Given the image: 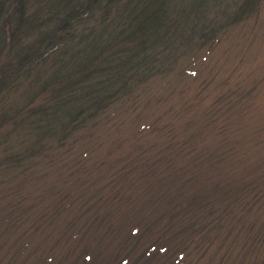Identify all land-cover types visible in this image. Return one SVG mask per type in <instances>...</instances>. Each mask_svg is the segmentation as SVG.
I'll list each match as a JSON object with an SVG mask.
<instances>
[{"label": "rangeland", "instance_id": "obj_1", "mask_svg": "<svg viewBox=\"0 0 264 264\" xmlns=\"http://www.w3.org/2000/svg\"><path fill=\"white\" fill-rule=\"evenodd\" d=\"M242 1L232 0V5ZM255 4L250 15L217 32L211 45L196 50L198 42L184 41L178 56L186 47L195 50L175 70L151 79L67 147L33 145L28 133H8L10 121L0 120V264H95L89 256L98 255L97 264L107 258L113 264L123 259L132 264L141 250L151 255L144 264H264V229L256 226L238 234V206L220 227L208 236L204 232L202 254L190 248L191 254L187 251L181 258L184 250L174 246L160 252V238L167 235L164 222L147 228L141 241L128 238L147 201L161 208L170 199L140 194L147 179L141 171L170 182L178 175L195 178L194 190L253 180L264 190V0ZM218 9L207 17L203 12L197 27L211 17L220 24L226 8ZM189 26L185 35L191 32ZM20 92L8 97L17 102L9 118L22 117ZM5 108L10 107L0 99V113ZM123 173L129 178L121 180ZM180 185L172 192L184 196L189 189L177 190ZM115 193L125 200L101 202ZM250 214L262 222L264 199ZM95 216H103L98 227L101 246L85 258L83 246L90 244L91 251L94 244L83 230L91 229ZM69 222L73 227L67 229ZM255 236L256 243H251Z\"/></svg>", "mask_w": 264, "mask_h": 264}, {"label": "trees", "instance_id": "obj_2", "mask_svg": "<svg viewBox=\"0 0 264 264\" xmlns=\"http://www.w3.org/2000/svg\"><path fill=\"white\" fill-rule=\"evenodd\" d=\"M255 1L232 5V0H0V99L10 107L1 111L0 120L5 117L10 121L8 133H28L33 145L50 142V146L57 143L67 147L69 141L100 123L112 109L128 103L151 79L175 70L181 58L195 50L186 47L178 56L184 41L198 42L196 50L211 45L217 32L250 15L256 8V4L252 6ZM221 6L226 10L220 24L211 17L197 27L203 12L206 17L210 12L219 13ZM185 25H190L192 34H184ZM18 90L24 109L20 119H13L8 117L9 111L17 102L8 97ZM149 173L141 171L147 179L140 194L170 199L161 208L153 200L142 206L130 241H141L147 228L164 222L167 235L160 238L164 242L160 252L174 246L175 250H184L181 258L191 250L202 254L206 248L202 243L204 232L208 236L220 227L224 216L236 206L241 208L236 222L238 234L246 235L256 226L264 229V219L258 223L250 214L264 199L262 185L255 180L236 187L211 183L194 190L190 187L195 178L178 175L170 182L163 177L151 179ZM119 177L129 178L126 173ZM177 183H182L177 190L189 189L184 196L172 192ZM122 198L115 193L101 202H120ZM102 219L95 216L91 229L83 230L94 244L91 251L90 244L83 246L85 258L87 252L100 250L98 227ZM68 225L67 229L72 228L73 222ZM232 230H236L234 225ZM255 238L251 243H256ZM95 257L89 256V261L100 263V255ZM108 259L112 263L107 264H113L110 258L104 264ZM150 260L151 255L141 250L132 264ZM118 262L124 264L125 259Z\"/></svg>", "mask_w": 264, "mask_h": 264}]
</instances>
